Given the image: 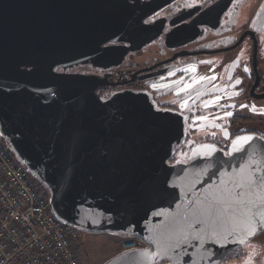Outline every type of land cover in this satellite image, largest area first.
Returning <instances> with one entry per match:
<instances>
[{
	"label": "water",
	"instance_id": "obj_1",
	"mask_svg": "<svg viewBox=\"0 0 264 264\" xmlns=\"http://www.w3.org/2000/svg\"><path fill=\"white\" fill-rule=\"evenodd\" d=\"M156 11L127 0H0V131L50 191L57 218L149 246L107 264H222L264 231V154L242 140L215 168L169 167L170 132L144 96L102 101L93 79L56 72L120 65L129 50L107 45L146 38Z\"/></svg>",
	"mask_w": 264,
	"mask_h": 264
},
{
	"label": "flooded vegetation",
	"instance_id": "obj_2",
	"mask_svg": "<svg viewBox=\"0 0 264 264\" xmlns=\"http://www.w3.org/2000/svg\"><path fill=\"white\" fill-rule=\"evenodd\" d=\"M127 4L157 11L144 20L146 38L107 45L129 50L120 65L82 63L56 72L93 79L102 101L121 93L144 96L170 132L169 167L191 168L195 161L215 168L242 140L251 153L264 154V0Z\"/></svg>",
	"mask_w": 264,
	"mask_h": 264
},
{
	"label": "built area",
	"instance_id": "obj_3",
	"mask_svg": "<svg viewBox=\"0 0 264 264\" xmlns=\"http://www.w3.org/2000/svg\"><path fill=\"white\" fill-rule=\"evenodd\" d=\"M82 233L55 216L50 192L0 131V264H80ZM144 246L130 239L123 252Z\"/></svg>",
	"mask_w": 264,
	"mask_h": 264
},
{
	"label": "rangeland",
	"instance_id": "obj_4",
	"mask_svg": "<svg viewBox=\"0 0 264 264\" xmlns=\"http://www.w3.org/2000/svg\"><path fill=\"white\" fill-rule=\"evenodd\" d=\"M130 239L117 234L83 232L78 244L80 264H107L123 253V244ZM264 257V233L232 255L224 264H262Z\"/></svg>",
	"mask_w": 264,
	"mask_h": 264
},
{
	"label": "snow or ice",
	"instance_id": "obj_5",
	"mask_svg": "<svg viewBox=\"0 0 264 264\" xmlns=\"http://www.w3.org/2000/svg\"><path fill=\"white\" fill-rule=\"evenodd\" d=\"M242 139H247V138H242ZM249 183H250V186H251V184L257 183V181H255L254 179H252V178L250 177V178H249ZM259 183L262 184V185H264V177H261Z\"/></svg>",
	"mask_w": 264,
	"mask_h": 264
},
{
	"label": "trees",
	"instance_id": "obj_6",
	"mask_svg": "<svg viewBox=\"0 0 264 264\" xmlns=\"http://www.w3.org/2000/svg\"><path fill=\"white\" fill-rule=\"evenodd\" d=\"M40 182V181H39ZM41 183V182H40ZM42 184V183H41ZM43 185V184H42ZM44 186V185H43ZM46 188V186H44ZM49 191V190H48ZM50 192V191H49ZM122 254V253H121Z\"/></svg>",
	"mask_w": 264,
	"mask_h": 264
}]
</instances>
